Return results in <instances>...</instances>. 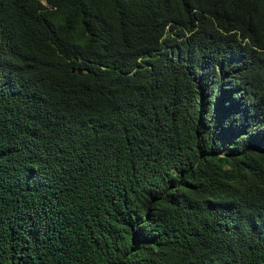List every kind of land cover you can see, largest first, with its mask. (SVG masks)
<instances>
[{
	"label": "trees",
	"instance_id": "trees-1",
	"mask_svg": "<svg viewBox=\"0 0 264 264\" xmlns=\"http://www.w3.org/2000/svg\"><path fill=\"white\" fill-rule=\"evenodd\" d=\"M0 264H264V0H0Z\"/></svg>",
	"mask_w": 264,
	"mask_h": 264
}]
</instances>
